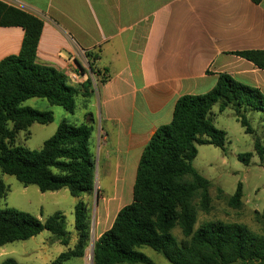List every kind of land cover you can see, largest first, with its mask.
Wrapping results in <instances>:
<instances>
[{
	"label": "trees",
	"instance_id": "16d2710c",
	"mask_svg": "<svg viewBox=\"0 0 264 264\" xmlns=\"http://www.w3.org/2000/svg\"><path fill=\"white\" fill-rule=\"evenodd\" d=\"M251 1L257 5L263 2ZM0 27H20L25 32L20 53L0 62L1 172L14 176L25 187L37 186L42 193L67 189L77 199L93 195L97 165L92 151L93 114L86 116L87 124L62 121L39 150L14 144L17 135L30 132L35 123L48 125L55 120L52 111L25 106L28 100L46 99L52 106L74 114L77 97L94 93L92 80L73 86L65 73L38 63L37 50L44 28L39 17L0 0ZM236 55L264 70V51ZM89 57L90 71L104 84L107 77L96 68L93 55ZM216 105L221 113L233 108L246 133L253 134L247 114L264 115V93L222 74L210 92L178 99L171 123L158 128L143 151L132 202L118 212L111 228L95 242L94 264H155L139 250L143 247L161 254L170 264H264V234L243 224L219 221L206 222L195 229L198 209L204 213L212 210V182L194 166L198 146L212 145L226 151L227 133L218 129L211 117ZM255 150L264 162V146L259 140ZM252 157V153H246L239 159L249 164ZM8 193L9 187L0 180V203ZM243 198L244 187L239 182L230 198L231 206L241 208ZM176 228L181 230L182 240L174 235ZM75 229L79 239L74 249L62 253L51 264L85 257L92 230L90 208L83 200L75 206ZM44 231L63 246L71 243L63 212L42 221L32 214L0 206V247L28 241ZM1 264L20 263L7 259Z\"/></svg>",
	"mask_w": 264,
	"mask_h": 264
},
{
	"label": "crops",
	"instance_id": "0c3cea01",
	"mask_svg": "<svg viewBox=\"0 0 264 264\" xmlns=\"http://www.w3.org/2000/svg\"><path fill=\"white\" fill-rule=\"evenodd\" d=\"M1 1L43 20L38 63L65 73L73 86L92 80L94 93L84 97L100 115L92 151L98 132L107 177L131 178L133 189L145 147L171 123L180 97L210 92L222 74L264 93V70L236 55L264 51V0ZM24 35L0 27V62L20 53ZM89 54L107 77L97 90ZM71 237L66 251L77 243Z\"/></svg>",
	"mask_w": 264,
	"mask_h": 264
},
{
	"label": "rangeland",
	"instance_id": "374dc122",
	"mask_svg": "<svg viewBox=\"0 0 264 264\" xmlns=\"http://www.w3.org/2000/svg\"><path fill=\"white\" fill-rule=\"evenodd\" d=\"M96 90L101 78L91 73ZM96 97V98H95ZM93 101H97L95 94ZM86 98L78 96L77 110L74 114L62 107L52 106L46 99L35 98L28 100L25 106L39 111H52L55 120L48 125L35 123L30 132H20L15 140V146H23L30 150H39L44 142L51 138L62 121L71 124H87V115L93 114L100 127V115L97 107H86ZM211 117L215 126L227 133L226 151L212 145L198 146V155L194 161L197 171L212 182L210 195L212 210L204 213L198 209L197 230L206 222H223L225 224H243L258 234H264V162L255 150V142L259 140L264 146V115L261 112L247 114L254 130L247 134L242 127L233 108L219 111V106L213 108ZM31 133V134H30ZM98 141V132L95 134ZM97 141L95 146L97 173L96 191L91 196L81 199L74 198L67 189L56 192L42 193L35 185L25 187L14 176L3 174L0 169V180L9 187L6 199L0 203L1 208H15L29 213L45 221L56 212H63L67 219V230L71 235H77L75 229V206L79 200L85 201L90 208L91 238L86 248V260H74L73 264H92L91 243L96 242L100 234L110 229L118 212L133 200L132 179L118 180L115 175L107 177L104 168V155L97 156ZM252 153L249 164L239 159L240 155ZM244 187L243 206L235 208L230 204V198L237 190L238 183ZM198 204V201H195ZM174 235L182 240L184 237L179 228L173 231ZM53 235L44 231L40 235L28 240L20 241L0 247V264L7 259H14L20 264H50L53 258L68 249L60 243L52 242ZM73 239V238H72ZM57 241V240H55ZM78 242V240H77ZM77 244V243H76ZM70 247H73L70 244ZM155 264H170L161 254L143 247L139 249Z\"/></svg>",
	"mask_w": 264,
	"mask_h": 264
},
{
	"label": "water",
	"instance_id": "95a60500",
	"mask_svg": "<svg viewBox=\"0 0 264 264\" xmlns=\"http://www.w3.org/2000/svg\"><path fill=\"white\" fill-rule=\"evenodd\" d=\"M97 187V183L95 185V189ZM94 252H95V242L94 240H92V243H91V260H92V264H94Z\"/></svg>",
	"mask_w": 264,
	"mask_h": 264
}]
</instances>
